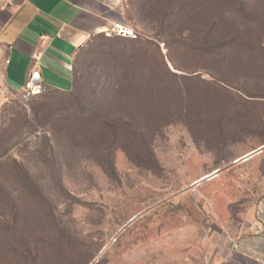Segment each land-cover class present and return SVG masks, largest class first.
<instances>
[{"label":"rangeland","instance_id":"374dc122","mask_svg":"<svg viewBox=\"0 0 264 264\" xmlns=\"http://www.w3.org/2000/svg\"><path fill=\"white\" fill-rule=\"evenodd\" d=\"M120 5L187 80L145 100L158 80L123 76L122 47L105 35L78 56L73 93L25 97L4 88L0 48V264H223L253 232L264 0Z\"/></svg>","mask_w":264,"mask_h":264},{"label":"crops","instance_id":"0c3cea01","mask_svg":"<svg viewBox=\"0 0 264 264\" xmlns=\"http://www.w3.org/2000/svg\"><path fill=\"white\" fill-rule=\"evenodd\" d=\"M118 22L127 23L120 0H0L4 88L22 93L38 69L45 90L73 91L78 56ZM254 214L253 232L238 239L223 264H264V193Z\"/></svg>","mask_w":264,"mask_h":264},{"label":"trees","instance_id":"16d2710c","mask_svg":"<svg viewBox=\"0 0 264 264\" xmlns=\"http://www.w3.org/2000/svg\"><path fill=\"white\" fill-rule=\"evenodd\" d=\"M136 33H137L136 39H123V38H119V37H115V36L110 37L111 39L113 38L114 41H112V44L111 45L109 44L108 46H110L111 48H115L118 45L122 47V51H117L119 53V56H120V60H118V62L124 64L128 61V63H129V64L123 65V67H121V70L124 71L123 76H126L127 74H129V70H132V71L137 70L140 72L145 71V73H142V74H144V75H142V77L143 76L149 77V79H150L149 80V86L153 85L152 79L158 80L159 84L157 83V85H159L160 88L155 87L157 89V93H158V94H156L157 97H153V95H151L150 98H147L145 100H151V101L164 100L165 96L168 93V85H169L168 80H170V78H172V79L179 81V83H180V81L187 80L186 76L184 74H177V73H174L171 71L170 66L168 64L169 63V55H168L169 49L167 50V53L164 54L163 50L161 49V47L159 46L158 43L154 44V42L152 40L147 39V38L142 39L141 35H139V33L137 31H136ZM104 36L105 35H101V36L94 38L90 42L89 45H91V43H93L94 40L100 39ZM178 46L182 49H186V48L189 50L192 49L193 52L204 51L203 48H201V47L198 48V47L187 45L185 43L184 44L180 43ZM219 46L220 47H218L217 45L211 46V47H209L210 48L209 50H211L212 52L214 50V52H215L218 49H220V50L228 49L227 44H223V45H219ZM114 52H116V51L114 50ZM128 57H129V59H127ZM172 66L175 68L174 65H172ZM147 71L149 72L148 74H147ZM75 76H76V68H75ZM76 79H77V77H76ZM110 85L111 86H117L115 82H112V83L110 82ZM75 88H76V86H75ZM75 88H74V90H75ZM74 90L71 92H67V93H65V92H60V93L71 94L74 92ZM148 90L150 92H152L151 89H148ZM52 91H55V90H52ZM57 92H59V91H57ZM184 95H185V93H184ZM195 100H196V98L193 101H195ZM204 101H207V100L205 99ZM200 102H201V99H200ZM194 107L196 108L195 105H194ZM124 125H128V123H124ZM113 128H114V125H113Z\"/></svg>","mask_w":264,"mask_h":264},{"label":"built area","instance_id":"2783aa9c","mask_svg":"<svg viewBox=\"0 0 264 264\" xmlns=\"http://www.w3.org/2000/svg\"><path fill=\"white\" fill-rule=\"evenodd\" d=\"M109 37H119L123 39H136V31L123 24L122 22L114 23L105 33ZM45 87L42 81L41 73L38 69H33L26 80L22 95L25 97L38 96L43 94Z\"/></svg>","mask_w":264,"mask_h":264},{"label":"water","instance_id":"95a60500","mask_svg":"<svg viewBox=\"0 0 264 264\" xmlns=\"http://www.w3.org/2000/svg\"><path fill=\"white\" fill-rule=\"evenodd\" d=\"M255 153H256V151H254V152L250 153L249 155H247V156H246V158H248V157H250V156L254 155Z\"/></svg>","mask_w":264,"mask_h":264}]
</instances>
